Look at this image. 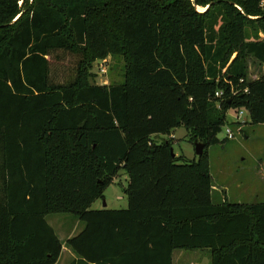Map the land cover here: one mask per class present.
<instances>
[{"label": "trees", "instance_id": "obj_1", "mask_svg": "<svg viewBox=\"0 0 264 264\" xmlns=\"http://www.w3.org/2000/svg\"><path fill=\"white\" fill-rule=\"evenodd\" d=\"M263 4L0 0V264H58L56 214L85 223L66 241L72 264L201 249L211 264H264V202L215 204L207 159L229 111L264 125V75L250 79L264 68ZM109 57L123 83L93 84ZM178 128L204 145L199 162L153 139ZM122 169L128 208L91 211Z\"/></svg>", "mask_w": 264, "mask_h": 264}, {"label": "rangeland", "instance_id": "obj_2", "mask_svg": "<svg viewBox=\"0 0 264 264\" xmlns=\"http://www.w3.org/2000/svg\"><path fill=\"white\" fill-rule=\"evenodd\" d=\"M199 10V9H198ZM204 12V9L199 10ZM264 38V34L260 33ZM235 55L231 58V61ZM126 71L122 58L109 57L94 63L91 74L92 83L96 85L121 84ZM264 68L252 63L250 65V79L255 80ZM243 116L238 119L235 111H229L226 128L231 129L235 139L225 138L221 144L213 145L207 150V159L213 180L214 202L218 204H255L264 202V125H245L250 121L249 114L244 110ZM238 111V112H239ZM235 126L232 127L231 124ZM224 128V131L226 130ZM173 150L177 157H183L188 162H199L196 147L190 142V134L185 128L175 131ZM165 138V137H164ZM156 142L163 139L156 138ZM128 186V176L122 169L114 179L113 184L106 190L105 198L96 201L91 211L126 210L128 199L125 189ZM47 222L54 229L60 241L65 244L68 238L76 236L85 227L79 218L71 214H56L47 217ZM58 264H67L73 261V255L65 247ZM194 264H211L210 258L196 259Z\"/></svg>", "mask_w": 264, "mask_h": 264}, {"label": "crops", "instance_id": "obj_3", "mask_svg": "<svg viewBox=\"0 0 264 264\" xmlns=\"http://www.w3.org/2000/svg\"><path fill=\"white\" fill-rule=\"evenodd\" d=\"M174 131L172 132V134L170 136H159V137L161 139H163V140L164 139H173L174 140V137H175V132ZM159 137H154L153 139L155 140L156 138H159ZM215 204H217V203H215ZM73 237H75V236H73ZM68 239H70V238H68ZM65 247H66V242H65V244H63L62 253L63 252H67V251H65ZM67 249L70 250L69 248H67ZM71 253L74 256L73 257V261L77 260L78 259L77 256L72 251H71ZM209 258H210V263H211V259H212L211 251L208 250V249H201V250H194V251H190V250H175L173 252V254H172V264H194L192 261H194L196 259H199V260L205 259L206 261H208ZM72 262H69L67 264H72Z\"/></svg>", "mask_w": 264, "mask_h": 264}, {"label": "built area", "instance_id": "obj_4", "mask_svg": "<svg viewBox=\"0 0 264 264\" xmlns=\"http://www.w3.org/2000/svg\"><path fill=\"white\" fill-rule=\"evenodd\" d=\"M234 94H236V92H234ZM221 95H222V93H216L217 97H221ZM235 115L237 116L238 119H240L243 116V112L235 111ZM223 138H226L228 140H233V139H235V135L231 129L226 128V130L223 132Z\"/></svg>", "mask_w": 264, "mask_h": 264}, {"label": "water", "instance_id": "obj_5", "mask_svg": "<svg viewBox=\"0 0 264 264\" xmlns=\"http://www.w3.org/2000/svg\"><path fill=\"white\" fill-rule=\"evenodd\" d=\"M199 9V8H198ZM223 138V132L218 135V139L221 140ZM196 154L197 156H202L204 154V145L201 143L196 144ZM172 156L175 157V153L172 149Z\"/></svg>", "mask_w": 264, "mask_h": 264}, {"label": "bare ground", "instance_id": "obj_6", "mask_svg": "<svg viewBox=\"0 0 264 264\" xmlns=\"http://www.w3.org/2000/svg\"><path fill=\"white\" fill-rule=\"evenodd\" d=\"M199 10H201V8H199Z\"/></svg>", "mask_w": 264, "mask_h": 264}]
</instances>
